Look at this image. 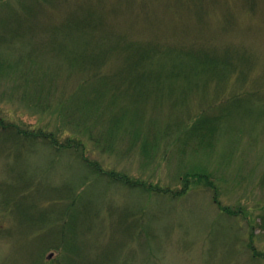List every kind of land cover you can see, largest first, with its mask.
I'll return each instance as SVG.
<instances>
[{
    "label": "rangeland",
    "instance_id": "374dc122",
    "mask_svg": "<svg viewBox=\"0 0 264 264\" xmlns=\"http://www.w3.org/2000/svg\"><path fill=\"white\" fill-rule=\"evenodd\" d=\"M93 18L161 51L157 89L115 127L119 92L87 99L79 82L91 71L79 53L119 40ZM14 123L81 137L103 170L175 190L195 176L174 197L1 136L0 264H264V0H0V130Z\"/></svg>",
    "mask_w": 264,
    "mask_h": 264
},
{
    "label": "trees",
    "instance_id": "16d2710c",
    "mask_svg": "<svg viewBox=\"0 0 264 264\" xmlns=\"http://www.w3.org/2000/svg\"><path fill=\"white\" fill-rule=\"evenodd\" d=\"M98 18H101L100 16ZM97 19V18H96ZM95 24L97 23L95 18H93ZM98 24V29L100 33L105 34L109 37H117L119 40L114 44L109 43V46L106 48L98 47L97 49H92L91 57L85 58L83 53H79L82 61L85 59L88 60V66H91L90 72L82 77L79 81L80 86L85 88L87 99H96V97H101V92H106L107 89L116 90L120 93H116L114 91V95L118 96L122 99V103L119 105L117 109H113L109 115L106 117L110 126H117L120 120L128 113L130 108H142L147 104L148 99L150 97V88H148L149 84L155 83L153 90H156V86L158 85V81L161 80V75L156 71V68H162L159 65L153 64L150 60L154 53H160L159 49H156L159 45H155L154 41L151 42H138V44L133 43L131 39H128L123 36L121 33L111 34L108 31H105L103 27ZM77 29L87 30L86 24H78ZM94 31L97 33V26H94ZM18 29L14 30V35H18ZM81 34V33H80ZM90 38H94L91 33ZM123 50V54L117 58L116 65L109 71H104L103 66L106 65V56L111 57V53H113L115 47H119ZM153 48V49H152ZM204 49H190L188 53L192 56L197 57V60L201 64L206 67L215 66V58L211 56L209 52L201 54ZM194 52V53H193ZM205 56L204 58L201 56ZM73 60L78 59L76 54H73L71 57ZM199 58V59H198ZM142 70V73L139 71ZM109 84H112L108 87ZM108 106H105L104 109H107ZM78 121V125L82 121V118ZM112 123V124H111ZM0 130V137L6 138L8 140H14L16 144H20L22 146H33L36 143H43L45 145H49L57 148V151L61 150H74L73 153L78 155L84 165L89 167L93 172H98L99 175H102V178L109 179L112 183H118L123 186H128L131 188H140L145 191H155L160 193H168L174 197L181 195L185 189L189 188V183L193 182L192 178L195 174L187 173L186 176H192L188 179H183V189L175 190L171 187H164L162 185L148 183L146 180L138 179L135 177H131L128 174L118 172L116 170L107 171L103 170V168L99 165L96 160L90 158L87 154V142L79 136H69L66 143L58 141L54 142L51 140L49 135L44 133H37L35 129L29 131L27 127H22L17 123L10 124V126H2ZM43 132V131H41ZM11 135L14 138H10ZM101 138V134L98 135V138L91 136V139L100 147L99 141ZM101 142V141H100ZM108 145V144H106ZM109 146V145H108ZM107 148V147H103ZM203 182V181H202ZM224 210V208H222ZM230 211L229 208L225 209ZM224 210V211H225ZM264 254V253H263Z\"/></svg>",
    "mask_w": 264,
    "mask_h": 264
}]
</instances>
